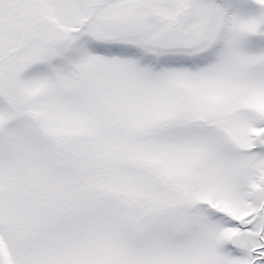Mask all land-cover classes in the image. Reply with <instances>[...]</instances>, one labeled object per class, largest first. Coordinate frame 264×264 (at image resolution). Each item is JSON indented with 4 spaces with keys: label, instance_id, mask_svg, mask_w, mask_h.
Wrapping results in <instances>:
<instances>
[{
    "label": "snow or ice",
    "instance_id": "6c2138e0",
    "mask_svg": "<svg viewBox=\"0 0 264 264\" xmlns=\"http://www.w3.org/2000/svg\"><path fill=\"white\" fill-rule=\"evenodd\" d=\"M0 264H264V0H0Z\"/></svg>",
    "mask_w": 264,
    "mask_h": 264
}]
</instances>
